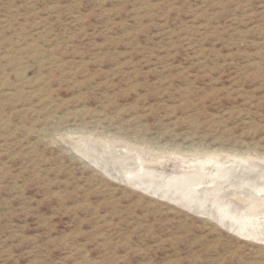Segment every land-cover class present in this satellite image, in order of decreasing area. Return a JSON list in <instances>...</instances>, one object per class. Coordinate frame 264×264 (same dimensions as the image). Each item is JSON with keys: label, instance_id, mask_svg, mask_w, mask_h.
Masks as SVG:
<instances>
[{"label": "rangeland", "instance_id": "1", "mask_svg": "<svg viewBox=\"0 0 264 264\" xmlns=\"http://www.w3.org/2000/svg\"><path fill=\"white\" fill-rule=\"evenodd\" d=\"M87 146L264 157V0H0V264H264Z\"/></svg>", "mask_w": 264, "mask_h": 264}, {"label": "bare ground", "instance_id": "2", "mask_svg": "<svg viewBox=\"0 0 264 264\" xmlns=\"http://www.w3.org/2000/svg\"><path fill=\"white\" fill-rule=\"evenodd\" d=\"M87 148L85 154H97V165L108 175L115 174L132 186L168 198L196 214L208 215L232 233L264 239V219L260 218L264 210L259 206L264 205V157L211 153L183 158L171 171L151 165L154 158L117 151L105 154L101 146Z\"/></svg>", "mask_w": 264, "mask_h": 264}]
</instances>
